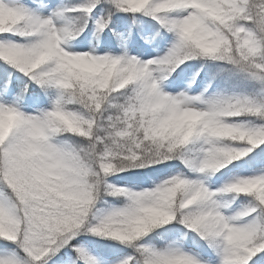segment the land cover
Here are the masks:
<instances>
[{"label":"snow or ice","instance_id":"obj_1","mask_svg":"<svg viewBox=\"0 0 264 264\" xmlns=\"http://www.w3.org/2000/svg\"><path fill=\"white\" fill-rule=\"evenodd\" d=\"M0 264H264V0H0Z\"/></svg>","mask_w":264,"mask_h":264}]
</instances>
